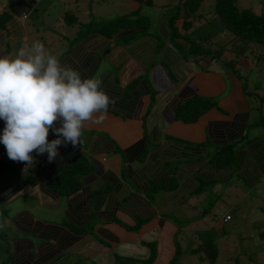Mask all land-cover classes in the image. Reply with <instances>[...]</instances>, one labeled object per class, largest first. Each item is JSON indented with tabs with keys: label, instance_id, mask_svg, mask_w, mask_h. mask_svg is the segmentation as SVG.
<instances>
[{
	"label": "crops",
	"instance_id": "obj_1",
	"mask_svg": "<svg viewBox=\"0 0 264 264\" xmlns=\"http://www.w3.org/2000/svg\"><path fill=\"white\" fill-rule=\"evenodd\" d=\"M27 1L26 13L18 8V0H0V57L10 56L11 47L30 45L29 28L36 31L37 24L43 26L42 14L54 7L46 0L37 3ZM122 1L125 7L135 11L144 0ZM73 8L77 12V7ZM24 13L27 14L25 20L22 19ZM167 15L161 16L157 23L161 38L148 31L146 35L127 41L128 34L113 38L96 33L79 36L78 30L67 38L66 31L61 29L59 33L52 34L61 43L66 42V48L61 46L56 52L47 48L62 65L79 70L83 78L101 79L103 90L115 101L100 123H86L81 146L61 145L57 158L53 162L48 161L43 171L46 174L57 172L69 162V153L72 157L81 154L85 159L87 171L80 178L82 189L76 199L73 198V203L80 205L82 211L93 212L98 220L93 232L98 239L78 237L66 247V252L71 255L78 253L93 264H112L114 254L135 260L145 259L148 256L146 244L149 243L155 247L153 264L162 260V264H166L173 253L172 237L180 229L172 221L175 217L167 215L177 207H185L198 180L226 181L221 176L223 172H232V169L246 174L252 181V178L264 180V136L248 132L255 127V122L249 119V112L253 109L246 105V89L231 76L232 72L215 73L201 69L194 57L183 59L167 37ZM55 23L53 25L60 27ZM45 27L51 28L49 25ZM136 78L137 83L134 82ZM192 94L212 99L215 106L193 123L172 120L171 113L176 103ZM56 138L53 134V139ZM136 143H141L145 154L135 147ZM195 144L202 146L194 149L192 146ZM226 145L232 147L234 165L224 170L216 169L206 157L209 152ZM249 165L255 168L250 169ZM171 178L173 186L170 189L150 191L154 186L165 187ZM40 183V179H35L28 181V186H34L33 190L45 196ZM99 189L104 191L100 193ZM95 192L98 197L93 194ZM158 195L162 196L160 201ZM90 196L95 198L92 202ZM67 200L71 202V199H64V218L70 215ZM145 200L150 202V206L144 208L146 215H140L148 221L137 232L126 231L123 226L108 220L115 217L123 223L121 218L126 219L124 212L116 218L117 205L135 203L143 206ZM38 201L42 203L41 199ZM195 210L192 206L188 212ZM59 234L68 237L62 230Z\"/></svg>",
	"mask_w": 264,
	"mask_h": 264
},
{
	"label": "rangeland",
	"instance_id": "obj_2",
	"mask_svg": "<svg viewBox=\"0 0 264 264\" xmlns=\"http://www.w3.org/2000/svg\"><path fill=\"white\" fill-rule=\"evenodd\" d=\"M46 1H50L54 4V7L51 6L42 14V19L45 24L43 22V26L37 24L36 31L38 30V33L34 31L32 27L29 28L30 45L35 41L41 40L44 42L43 44L46 50L49 48V51L52 50L54 52L61 46L66 48V42L61 43L52 32L59 33V31L63 29L66 31L64 33L66 37L70 38L72 35L74 36V32L77 30L84 32L89 23L100 25L122 16L124 12L130 14L134 11L131 10L130 7H125L122 0H92V3L90 0ZM211 1L212 0H202L201 7L198 11L201 13V19H195L193 26L196 27L200 25V23L203 22V18L209 17L207 12L211 10ZM239 2L238 4L245 6L250 5L256 9L260 6L256 0H239ZM175 4V0H150L148 4L140 2L136 14H138V16L147 17L150 23L148 29L149 33L157 38H161V32L157 28V23L161 16L174 10ZM260 4L264 7V0L263 3ZM75 6L77 7V12L74 11L73 7ZM68 14L74 15L80 24L78 22H74L75 24L63 23L67 17V19L72 18ZM53 23L60 27L53 25ZM46 25H49L51 28L46 29ZM26 27H28L27 22ZM208 29L213 32V34L210 35L209 41L206 43L207 45L203 46H209L213 49L225 42V35L223 32L215 33L218 29L216 26L212 25L211 27L210 25ZM208 29H205L206 33ZM19 48L20 47L17 46L11 47L10 52H12V54L10 56L8 55V58H15ZM228 63H231L232 67H229ZM198 64L201 69L219 74L224 71L230 73V69L234 70L233 72L237 77L232 74L231 76H233L236 81L239 80L240 83L243 84L247 91L246 97H248L246 98V105L249 106L250 109H253L249 112V119H254L255 127L248 132L256 134L257 136H264V127L261 125L264 124L262 122L264 121V101L261 103V107H258L259 105L257 103L260 97L264 99V54H262L259 59H256L255 55L254 58L252 54L243 56L237 54L233 49L230 50L229 46H226L222 49L220 57L215 61L210 63L199 62ZM256 108L259 109V112ZM4 126V121L0 120V135H2ZM262 141L264 142L263 139ZM206 158L208 159V157ZM261 159L263 160V158ZM249 166L250 169L255 168L252 165ZM221 177L223 179L225 178L224 180L226 181L221 180L209 184L206 188V192L202 191V194H191L187 199V203L184 204V208L175 207V211H171L167 215L168 217L178 218L179 224L177 226L182 229V231H180V229L177 230L174 234L175 242L180 244V250L182 252L178 264H208L199 260V257H203L202 253L194 255L186 253V251L194 248L197 243L203 240L213 241L217 249H219L218 261H215L214 264H224V260L227 257H237L241 263L245 262L244 264H264V240H257L255 238V233L258 230L256 229L257 227L264 230V180L252 178V181L246 174H239L233 170L230 173L223 172ZM11 181H13V186L19 183L12 175H6L0 184V195L10 192L13 186L8 187L7 184ZM26 187L27 188H23L22 195H15L12 199L7 201L0 200V224L4 225L0 227V255L2 257L6 255L4 254L6 250L9 254L13 253L17 240L30 237L23 231L13 228L12 219L14 217L20 214H27L34 220L43 224H56L64 220V210L66 206L63 198H60L58 201H52L46 199L43 195L40 196L37 191L33 190L35 189L34 186L30 187L26 185ZM152 198L149 200L152 201L154 199ZM157 198L160 201L162 196L158 195ZM38 199L42 200L41 204ZM125 204L126 203H124L123 206L121 203L117 205L116 218H119L120 212H124L123 215L126 219L121 218V220L124 221L123 224L129 226L136 222L137 217L141 218L140 214L146 215L144 208L150 206V202L147 201L143 206L142 204L140 206L135 203ZM192 206H194L196 210L188 212L191 210ZM172 208L173 207H171L170 210ZM203 208L207 211L203 210ZM226 211H230L232 218L229 220L230 222L223 224L221 218ZM107 216L109 217L110 215ZM217 228L219 229L217 230ZM30 239L34 246L36 244V246H38V244H44L42 239L39 241L38 239ZM246 251L255 252V254L253 256L251 255L249 260H247L243 256ZM82 262L84 264H92L88 260L82 259V257L80 258L69 254L67 255L66 261L62 264H76ZM163 262L162 260L159 264ZM4 263V259H0V264Z\"/></svg>",
	"mask_w": 264,
	"mask_h": 264
},
{
	"label": "trees",
	"instance_id": "obj_3",
	"mask_svg": "<svg viewBox=\"0 0 264 264\" xmlns=\"http://www.w3.org/2000/svg\"><path fill=\"white\" fill-rule=\"evenodd\" d=\"M18 1L20 2L18 3V8H22L25 11L28 6V1ZM256 1L260 5L258 9L253 8L250 5L245 6L238 4L240 3L239 0H212L210 5L211 10L208 11L209 14L207 12V15L210 18H203V24L200 23L201 26L198 25L195 27L192 26L195 19H201V13L198 11L201 7L202 0H175L176 4L174 5V10L170 13L168 12L167 17L165 18L167 37L170 45L182 54L183 59L194 57L196 62H202L203 59L206 61H203L204 63L215 61L220 57L222 49L226 46H229L230 50L233 49L237 54L243 56L252 54L253 58L255 55V58L259 59L261 55L264 54V7L260 4L263 3V0ZM141 2L148 4L150 0H144ZM136 11L137 9L128 15H122L100 25L89 23V27L87 26L84 32L78 31V35L84 36L96 33L102 37L113 38L128 34V37L125 38L127 41L146 35L150 24L149 20L147 17L138 16ZM68 15L72 18L67 19V17L64 20V23H74L76 21L74 15ZM210 25L211 27L213 25L218 28L215 33L223 32L225 35V42L213 49L209 46H203L207 45L206 43H208L210 35L213 34V32L208 29V27L210 28ZM205 29H208L207 33ZM123 41L125 42L124 39ZM228 65L229 67H232L231 63H228ZM230 70L233 75L237 77V75L233 72L234 70ZM168 76H170L169 73ZM134 82L137 83L138 78H136ZM263 101V97H260V99L257 100L259 107H261L260 105ZM214 106L215 102L212 99L198 94H192L176 103L172 110L171 117L172 120L184 124L193 123L203 113ZM144 116L147 115L145 114ZM262 122L264 123V121ZM261 125L264 127V124ZM50 138L53 139V135H50ZM140 144L141 143H136L135 147L142 149V154H145L146 150L144 147L140 146ZM198 146L202 145L195 144L192 147L196 149ZM2 147L3 145L0 144V149ZM142 154L141 158L143 157ZM69 155V162L63 164V166H61L54 174H46L43 172L45 167H47V164H49L47 155L45 157V167L38 168L31 174L19 173L10 161H0V184L6 175H12L19 182L15 186L12 185L13 181H11L12 183H8V187H13L10 189L9 193L1 194L0 200L7 201L12 199L15 195H22L23 188L28 185V181L30 182L35 179L41 180V183L39 184L40 190L45 197H48V199H71L70 203V200H67V209L70 210V215L64 218L63 221L61 220L60 223L43 224L36 220H32V218L27 214H20L17 217H14L12 219L13 228L23 231L30 237H24V239L17 240L12 254H9L7 250L6 252L3 250L6 255L3 257L0 255V259H4V264H62L66 261L67 255L69 254L66 252V247L75 242L78 237L82 239L84 236H89L92 237V239H98V236L93 232L98 220L95 218L92 211H82L80 205H74V199L72 197L82 189L80 178L87 171L86 161L81 154L76 157H72L70 153L68 156ZM233 160L234 156L232 147L229 145L222 146L216 151L208 153V161L212 163V166L219 170L223 168H232L234 165ZM211 183H215V181L209 182L198 180L197 186L193 189L192 194L199 195L202 194V191L206 192L207 186ZM172 186L173 181L171 178L165 187L154 186L153 188H150V191H166ZM103 191L104 190L99 189L98 192L101 193ZM93 194H96L97 197L99 195L96 192ZM90 198L91 196L89 199ZM203 210L207 211L205 208H203ZM223 215H227L229 220L232 218L230 211H226ZM147 219L148 218L137 217L136 222L129 226L123 224L121 221H117L115 217L108 218L109 221L123 226L124 230L130 232H136V230L140 228V226L145 223ZM229 220L227 222H230ZM172 221L176 224V226L179 224V220L176 218L172 219ZM218 229L219 228H217V230ZM256 229L258 230L255 233V238L257 240H264V230L262 228L260 229V227H257ZM59 230L66 232L69 238L66 236H60ZM30 238H33V240L38 239V241L42 239L44 244H38V246H36V244L34 246L32 241H30ZM172 238L173 253L166 264H178L179 257L182 254L180 244L175 242L174 235ZM146 246L148 248V256L145 259L135 260L114 254L112 264H153L155 257L154 244L149 243L146 244ZM186 253L190 255L202 253L203 257H199V260L208 264H214L215 261H218L217 259L219 257V249H217L211 240L200 241L194 248L186 251ZM254 254L255 252L246 251L243 256L249 260V257ZM72 255L81 258V255L78 253H72ZM224 262V264L245 263H241L237 257H227ZM76 264L84 263L82 262Z\"/></svg>",
	"mask_w": 264,
	"mask_h": 264
},
{
	"label": "clouds",
	"instance_id": "obj_4",
	"mask_svg": "<svg viewBox=\"0 0 264 264\" xmlns=\"http://www.w3.org/2000/svg\"><path fill=\"white\" fill-rule=\"evenodd\" d=\"M114 103L101 79L83 78L79 70L62 65L40 41L21 46L15 58L0 57V120L5 125L0 144L14 162L33 163V152L47 153L53 162L61 145L81 146L86 123H100ZM53 134L57 138L50 141ZM225 216L223 223L229 220L223 221Z\"/></svg>",
	"mask_w": 264,
	"mask_h": 264
},
{
	"label": "built area",
	"instance_id": "obj_5",
	"mask_svg": "<svg viewBox=\"0 0 264 264\" xmlns=\"http://www.w3.org/2000/svg\"><path fill=\"white\" fill-rule=\"evenodd\" d=\"M46 155H47V153H45L43 155H37L35 152H33L32 153V156L34 158L33 163L27 165V164L22 163V162H14V161L10 160L7 156L5 147H2L0 149V161H4V162L10 161L12 163V165H14L17 168L18 172H20V173H24V172H30L31 173V172L35 171V169H37V168H42L44 166ZM227 220H228V217L225 216L223 218V221H227Z\"/></svg>",
	"mask_w": 264,
	"mask_h": 264
},
{
	"label": "water",
	"instance_id": "obj_6",
	"mask_svg": "<svg viewBox=\"0 0 264 264\" xmlns=\"http://www.w3.org/2000/svg\"><path fill=\"white\" fill-rule=\"evenodd\" d=\"M105 52H107V49H105Z\"/></svg>",
	"mask_w": 264,
	"mask_h": 264
}]
</instances>
